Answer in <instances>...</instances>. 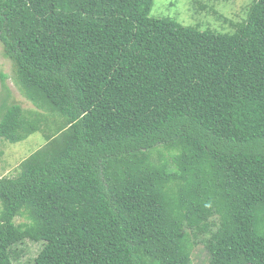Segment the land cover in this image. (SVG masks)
Segmentation results:
<instances>
[{
    "label": "trees",
    "instance_id": "trees-1",
    "mask_svg": "<svg viewBox=\"0 0 264 264\" xmlns=\"http://www.w3.org/2000/svg\"><path fill=\"white\" fill-rule=\"evenodd\" d=\"M153 4L0 0L34 107L2 75L0 140H45L0 178V264H264V0L230 32Z\"/></svg>",
    "mask_w": 264,
    "mask_h": 264
},
{
    "label": "rangeland",
    "instance_id": "rangeland-1",
    "mask_svg": "<svg viewBox=\"0 0 264 264\" xmlns=\"http://www.w3.org/2000/svg\"><path fill=\"white\" fill-rule=\"evenodd\" d=\"M252 0H154L150 12L152 17H171L183 25L201 24L222 32L234 31L235 24L245 18L246 10ZM5 75L3 89L1 76ZM15 69L12 61L4 57L0 44V100L4 90L8 93L7 103L18 104L23 110H32L33 105L21 94L15 85ZM114 130V129H113ZM45 144L42 133H34L25 140L10 144L0 140V178H15L19 173V164ZM15 223L25 222L23 218H15ZM33 247V253L37 247ZM193 264H206L207 253L203 245H197L192 252ZM25 260V258L23 259Z\"/></svg>",
    "mask_w": 264,
    "mask_h": 264
}]
</instances>
